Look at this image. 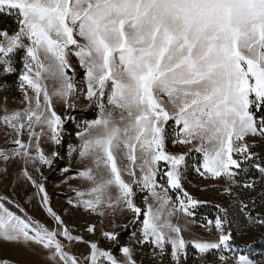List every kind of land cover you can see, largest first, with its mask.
I'll use <instances>...</instances> for the list:
<instances>
[{"label": "snow or ice", "instance_id": "snow-or-ice-1", "mask_svg": "<svg viewBox=\"0 0 264 264\" xmlns=\"http://www.w3.org/2000/svg\"><path fill=\"white\" fill-rule=\"evenodd\" d=\"M0 185V264H264V0H0Z\"/></svg>", "mask_w": 264, "mask_h": 264}, {"label": "rangeland", "instance_id": "rangeland-1", "mask_svg": "<svg viewBox=\"0 0 264 264\" xmlns=\"http://www.w3.org/2000/svg\"><path fill=\"white\" fill-rule=\"evenodd\" d=\"M69 131H71V127L69 128ZM72 167H73V169H75L76 168V164H73ZM59 177H60V173H56V175L54 176L53 180L49 182V184H48V190H49V193L50 194H52L53 192L57 191L56 189L53 188L52 185L54 183H58L59 182ZM74 183H75V181H74ZM0 191H6V189L4 188L3 185H0ZM190 191H193V194L196 195V196H198L199 198L204 199V200L211 201L212 203L220 202L221 201V197L217 194L216 191H213V190H209V191H205V192H197L195 190L190 189ZM63 199L64 198L62 196L59 199H56L54 197L53 198V205H54V207H59L60 204L63 202ZM208 206L211 207V205H208ZM32 214L33 215L40 216L41 218H43L42 217V213H40L38 211L33 210V213ZM248 239H252V236L248 237Z\"/></svg>", "mask_w": 264, "mask_h": 264}, {"label": "trees", "instance_id": "trees-1", "mask_svg": "<svg viewBox=\"0 0 264 264\" xmlns=\"http://www.w3.org/2000/svg\"><path fill=\"white\" fill-rule=\"evenodd\" d=\"M87 118H91V116H89ZM212 211H213V209L210 206H205L204 208L201 209V212L204 215H209V214H211ZM259 250H264V249H259Z\"/></svg>", "mask_w": 264, "mask_h": 264}]
</instances>
